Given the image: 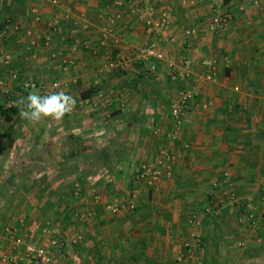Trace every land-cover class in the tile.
<instances>
[{
	"label": "crops",
	"instance_id": "0c3cea01",
	"mask_svg": "<svg viewBox=\"0 0 264 264\" xmlns=\"http://www.w3.org/2000/svg\"><path fill=\"white\" fill-rule=\"evenodd\" d=\"M53 1L0 0V51L12 56L8 65L0 58V81L6 84L0 87V106L9 108L30 92L45 95L41 88L23 89L28 79L47 86L62 82L61 90L77 101L59 122L32 124L19 115L9 120L0 115V191H21L11 199L0 192V255L10 245L7 228L26 234L61 223V238L69 243L50 249L53 264H176L192 231L190 217L198 214L206 264H264V0H231L233 21L219 33L209 29L214 0H151L156 20L169 12L176 37L164 39L161 47L180 65L193 62L190 79L178 82L170 80L165 65L157 73L142 64L101 73L118 52L131 56L156 38L147 29L149 0H138L135 12L112 0ZM106 28L112 35L104 45ZM187 30L194 36L185 41ZM64 59L73 61L70 69ZM212 59L218 64L215 83L205 76ZM191 84L198 95L182 135L172 139V105ZM86 99L93 102L79 104ZM162 148L177 151L179 158L171 176L148 188L136 180L137 170ZM67 157L78 170L60 176L62 182L71 177V189L60 195L59 182L53 187L52 177L39 180L61 174ZM227 173L241 198L234 209L223 205L219 183ZM24 188L38 192L29 196ZM95 193L102 196L100 204L93 201ZM132 193L135 208L110 210ZM250 201L258 207L256 228L244 221ZM24 205L30 208L21 211ZM89 210L96 213L79 216ZM78 234L83 241L73 245ZM34 238L48 243L41 230Z\"/></svg>",
	"mask_w": 264,
	"mask_h": 264
},
{
	"label": "built area",
	"instance_id": "2783aa9c",
	"mask_svg": "<svg viewBox=\"0 0 264 264\" xmlns=\"http://www.w3.org/2000/svg\"><path fill=\"white\" fill-rule=\"evenodd\" d=\"M215 15L210 23L209 29L213 33H219L222 29L228 27L233 21V12L226 4L224 0H214ZM256 4L260 0H254ZM55 4L58 3L57 0L53 1ZM114 6L130 7L133 12L139 9L138 0H112ZM146 8L148 12L147 18V29L151 35L156 38L144 44L141 48L136 50L131 56H124L123 53L118 52L114 58H110L106 65L101 70V73L106 75L116 71H127L134 64H142L147 66L151 73H157L161 65H165L170 80L172 82H178L181 80H189L192 76L193 62L191 59H185L183 64L180 65L174 58L167 55L165 49H163L160 43L164 39H168L172 42L176 41L173 24L168 11L162 13V17L158 20L154 18L156 14V6L152 4L151 0L148 2ZM117 15L110 16V21L114 22ZM12 24L8 22L7 28ZM12 27V26H11ZM87 27V25L85 26ZM112 30L106 28L103 34V44L106 45L111 39ZM194 36V31L187 30L185 32V41L190 40ZM50 38V37H49ZM114 41L119 43L121 41L120 35H115ZM0 58L8 65L12 62V56L0 51ZM63 63L66 68L70 69L73 66V61L64 59ZM208 67L206 73V80L212 83L217 81L218 74V64L217 59H212L205 63ZM14 78H17L16 73H12ZM0 87L5 88L6 84L4 81H0ZM22 88L32 89L41 88L44 94H48L52 91H59L62 89V84L60 82H54L51 86L39 85L35 80H25L22 83ZM198 91L194 85L191 84L190 87L182 89L176 100L174 101L171 109V117L174 122V131L170 134L172 139H178L184 130L185 123L190 118V104L196 99ZM103 98V94L99 95ZM91 99L82 100L79 102L80 105L92 103ZM15 101L8 104L9 108L13 107ZM96 106V104L94 105ZM190 145L186 144L185 148H189ZM179 158V153L175 150L162 148L154 161L143 163L136 173V180L142 182L148 188H154L157 183L161 181L163 177H169L172 174L175 161ZM222 189V197L224 206L234 209L239 206L241 198L235 188L234 183L231 181L230 175L225 174L224 179L219 183ZM80 183L77 182L75 185L74 195H80ZM137 194L132 193L129 196H123L121 200L111 204L109 206L110 210L114 213H119L128 209L135 208ZM263 201H264V190H263ZM93 201L95 204H100L102 202V196L98 193L94 194ZM246 213L248 214L245 218V222L251 227L256 228V220L254 214L257 212L258 207L251 201L246 206ZM96 212L94 210L84 211L79 216L83 219L92 217ZM264 220V213L263 218ZM189 223L192 227L190 237L184 243V249L177 254L176 264H206L201 253V233L200 228L202 226V219L198 214H193L190 217ZM39 230L44 237H47V245H42L37 241L32 239V235L36 234ZM2 230H0V237L2 235ZM9 234L10 245L8 249L2 252L0 255V260L3 264H53L54 257L50 251L51 248L61 249L69 243L64 238H61L63 233V225L61 223H56L55 225H45L42 228L33 227L30 232L26 234H17L10 228L6 229ZM83 241V236L78 234L70 240L73 245H79ZM244 243L241 242L239 246H243Z\"/></svg>",
	"mask_w": 264,
	"mask_h": 264
},
{
	"label": "clouds",
	"instance_id": "9594fccd",
	"mask_svg": "<svg viewBox=\"0 0 264 264\" xmlns=\"http://www.w3.org/2000/svg\"><path fill=\"white\" fill-rule=\"evenodd\" d=\"M77 101L64 90L52 91L41 95L38 92H30L26 97L19 98L13 106L19 109V117L32 124H38L44 119L62 121L71 114Z\"/></svg>",
	"mask_w": 264,
	"mask_h": 264
},
{
	"label": "rangeland",
	"instance_id": "374dc122",
	"mask_svg": "<svg viewBox=\"0 0 264 264\" xmlns=\"http://www.w3.org/2000/svg\"><path fill=\"white\" fill-rule=\"evenodd\" d=\"M62 83V82H61ZM83 159L82 158H79V159H76L75 160V162H77V161H82ZM85 160V159H84ZM73 160L72 159H68V157L67 158H64L63 159V168H61V174H59V175H46V176H44L43 175V178H40V180L39 181H42V179H45V177H52V178H48V179H52L50 182H53V184L51 185V186H55L56 187V184L59 182V185H58V187H60L59 189H57V190H55L58 194H60V195H65V194H67L68 193V191L71 189V183L69 182L70 180L69 179H71V177H68L69 179L68 180H64L63 182L61 181L62 179H65L67 176H69V175H71V174H75L74 172V169H76L75 167H76V164L75 165H70V163L72 162ZM50 162V161H49ZM48 162V163H49ZM55 163V162H54ZM35 175V174H34ZM34 175H32V177L34 176ZM64 176L63 178H61L60 176ZM67 175V176H66ZM28 178V176L27 175H25V178ZM46 178V179H47ZM73 179H75V176L73 177ZM79 179H80V177H79ZM78 180V179H77ZM67 181V182H66ZM62 182V183H61ZM40 185V184H39ZM37 187V186H36ZM57 187V188H58ZM54 191V190H53ZM1 192V195H3V197L5 198V199H8L9 197H10V199L11 198H16V196H18L19 195V193L21 192L20 190L19 191H15V192H13L12 194H10L9 192H8V190H5V192H3V191H0ZM22 192H24L26 195H29V196H32L33 194L34 195H36V193L38 192V191H35L33 194H32V190L31 189H27V188H24V190H22ZM2 197V196H1ZM34 197V196H33ZM30 208V205H24L23 207H22V210L21 211H27V209H29ZM35 207H37L38 209H39V206L38 205H35ZM34 241H37V239L36 238H34L33 239Z\"/></svg>",
	"mask_w": 264,
	"mask_h": 264
},
{
	"label": "trees",
	"instance_id": "16d2710c",
	"mask_svg": "<svg viewBox=\"0 0 264 264\" xmlns=\"http://www.w3.org/2000/svg\"><path fill=\"white\" fill-rule=\"evenodd\" d=\"M224 2L226 4H229L231 2V0H224ZM18 113H19V109L15 106H13L11 108H5L3 105L0 106V115L3 116L7 120L12 119L14 116L18 115ZM71 138H72V136H71ZM73 138H75V137H73ZM77 170L78 169H74V171H77Z\"/></svg>",
	"mask_w": 264,
	"mask_h": 264
}]
</instances>
